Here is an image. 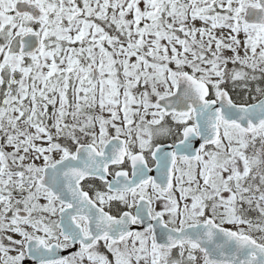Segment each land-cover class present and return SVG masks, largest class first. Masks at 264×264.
Returning a JSON list of instances; mask_svg holds the SVG:
<instances>
[{
	"label": "snow or ice",
	"instance_id": "6c2138e0",
	"mask_svg": "<svg viewBox=\"0 0 264 264\" xmlns=\"http://www.w3.org/2000/svg\"><path fill=\"white\" fill-rule=\"evenodd\" d=\"M0 264H264V0H0Z\"/></svg>",
	"mask_w": 264,
	"mask_h": 264
}]
</instances>
